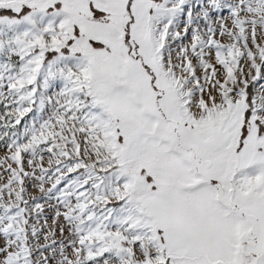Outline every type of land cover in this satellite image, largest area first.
I'll return each instance as SVG.
<instances>
[{"label": "snow or ice", "instance_id": "snow-or-ice-1", "mask_svg": "<svg viewBox=\"0 0 264 264\" xmlns=\"http://www.w3.org/2000/svg\"><path fill=\"white\" fill-rule=\"evenodd\" d=\"M0 264H264V0H0Z\"/></svg>", "mask_w": 264, "mask_h": 264}]
</instances>
